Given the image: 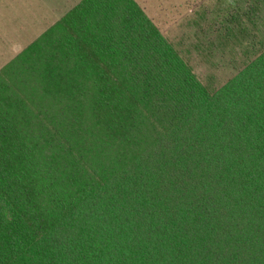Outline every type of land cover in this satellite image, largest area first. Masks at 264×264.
Returning a JSON list of instances; mask_svg holds the SVG:
<instances>
[{
  "label": "trees",
  "instance_id": "trees-1",
  "mask_svg": "<svg viewBox=\"0 0 264 264\" xmlns=\"http://www.w3.org/2000/svg\"><path fill=\"white\" fill-rule=\"evenodd\" d=\"M0 264H264V39L210 90L136 0H79L2 65Z\"/></svg>",
  "mask_w": 264,
  "mask_h": 264
},
{
  "label": "rangeland",
  "instance_id": "rangeland-1",
  "mask_svg": "<svg viewBox=\"0 0 264 264\" xmlns=\"http://www.w3.org/2000/svg\"><path fill=\"white\" fill-rule=\"evenodd\" d=\"M136 1L210 90L234 76L264 39V5L252 11L253 0ZM77 2L0 0V67Z\"/></svg>",
  "mask_w": 264,
  "mask_h": 264
}]
</instances>
